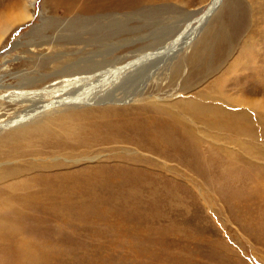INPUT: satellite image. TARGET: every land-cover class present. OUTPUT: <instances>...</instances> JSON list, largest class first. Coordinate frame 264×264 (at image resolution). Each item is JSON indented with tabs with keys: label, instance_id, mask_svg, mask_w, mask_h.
<instances>
[{
	"label": "rangeland",
	"instance_id": "obj_1",
	"mask_svg": "<svg viewBox=\"0 0 264 264\" xmlns=\"http://www.w3.org/2000/svg\"><path fill=\"white\" fill-rule=\"evenodd\" d=\"M31 1L0 0V12L5 13V17L0 18V28L12 17L26 15L21 21L6 27L0 35L2 110L13 111L19 107L8 97L4 98L7 92L20 87L24 90L29 89L28 86L41 87L43 83L52 81L55 77L50 62L54 59L56 63H53L57 64L65 56H128L126 61L133 60L135 56H159L160 60L153 67L161 69L159 73H165L161 79V90L153 87L157 85L153 77L148 80L149 90L156 93L153 98L156 101H166L170 114L175 113L188 124L187 128L192 130L197 141L193 152L198 150L210 157L218 149L220 152H217L225 157L223 152L230 151L236 166L245 169V162L250 163L253 169L248 171L250 180L240 184L242 196L234 194L237 197L231 198L228 188L217 177L218 170L196 171L183 163L176 167L173 158L159 153L148 154L138 148L135 151L134 147L118 140L97 145L89 153L75 148L76 156L72 157L66 158L64 154L53 151L40 159H25L41 164L38 170H54L52 164H61V171L77 172L105 164H123L125 157L133 159L130 156L139 153H145L141 158H148L149 162L145 163L147 166H138L145 174V179L138 185L117 184L98 188L94 202L97 200L96 209L102 210L99 213L92 214L91 211L84 217L78 208L71 206L66 211L69 216L63 218L60 225L50 212V216L37 217L33 225L40 226L43 234L40 230L34 233L21 231L27 233L25 236L32 241L29 243L30 256L25 250L26 261L15 262L13 251L1 250L4 263L0 264H264V96L257 90L252 91L259 99L258 105L237 101L229 107L230 103L222 102L228 98L221 100L217 95L220 101L211 98L203 102L224 106L229 112L246 113L251 128L239 135L225 132L231 141L220 137V131L205 120L199 121L185 109L183 113L171 105L173 99L185 98L189 93L195 95L203 89L214 92L213 88L206 86V81L194 83L189 93L180 87L182 79L187 76V57L196 56L195 51L201 50L199 46L207 47L206 38L196 48H193L194 44L202 41L213 21L216 26L225 21L227 0H217L212 7H208L210 0ZM244 17L246 21L250 14L245 12ZM113 19L127 31L119 34V41L109 39L108 25ZM249 29L248 23L242 24L234 35L242 38ZM240 49L241 44H238L230 53L221 51L220 55L215 54L218 56L216 63L222 65L217 70L230 68L238 72L244 66L249 68L248 58L251 57L239 55ZM263 57L260 56L261 59ZM181 60H184L182 74L173 79L172 67ZM169 68L171 72L168 74ZM133 69L130 76H125L116 85L115 91L132 90L138 82L150 77L146 69L143 78L141 74L135 75L141 67ZM139 76L141 78L137 82ZM166 82L170 85H165ZM140 97L136 96L134 100L141 104L144 97ZM239 97L244 96L233 92L229 100ZM129 102L133 104L129 99L116 102V98L109 96L99 100L98 104L123 105ZM184 151L181 162L194 156ZM5 194L0 196V200ZM91 205L85 203L87 209L93 208L94 204ZM25 222L28 225L33 220ZM7 239L10 238L0 241L1 247Z\"/></svg>",
	"mask_w": 264,
	"mask_h": 264
},
{
	"label": "bare ground",
	"instance_id": "obj_2",
	"mask_svg": "<svg viewBox=\"0 0 264 264\" xmlns=\"http://www.w3.org/2000/svg\"><path fill=\"white\" fill-rule=\"evenodd\" d=\"M215 1L217 0H210L208 7H212ZM226 8L225 21H220L217 26L213 21L202 36V41L199 40L194 44L193 48H196L206 38L207 47L199 46L202 51L196 50V56L187 57V76L182 79L180 87L181 90L185 89L186 93H189V88L194 83L206 81L208 82L206 86L213 88L214 92L203 89L195 95L189 93L186 96L184 93L185 98L173 99L171 105L183 113L185 109L199 121L205 120L214 126L215 130L220 131V137L231 141L225 132L236 135L251 128V124L247 123L249 119L246 113L229 112L224 106L203 102L211 98L220 101L219 99L223 100V97H226L228 101L222 102L230 103L229 107L237 101L249 104L254 102L258 105L259 99L255 97V93L252 94V91L257 90L264 96V57L263 60L260 58L264 56V0H227ZM245 12L250 14L246 21ZM4 15L5 13L0 12V18L5 17ZM18 15L0 28V35L6 27L26 17V15ZM247 23L250 25L248 33L242 38L236 37L234 32L238 31L242 24ZM108 26L109 39H118L119 34L127 32L123 30L124 26L115 24V19ZM119 40L121 39L117 41ZM238 44H241L238 54L251 57L248 58L249 68L244 66L238 72H233L234 70L230 68L225 71L217 70L222 65L216 63L218 56L215 54L220 55L221 51L230 53ZM127 58L128 56H65L58 60L57 64L54 59L55 63L50 62L52 75L55 77L52 81L43 83L41 87L27 85L29 89L24 90L20 87L5 94V99L8 97V100L13 101L14 105L18 104L19 107L13 111L0 108V163L2 161L0 196L6 193L2 197L3 200H0V241L5 237L10 238L2 247L0 246V251H13L12 259L15 262H25L23 251L30 250L29 243L32 241L28 240V236H25L27 233L24 232L38 230L42 232L40 226L33 225L37 217L50 216V212L60 225L62 219L69 216L66 211L71 206L78 208L84 217L91 211L92 214L99 213L98 211L102 210L96 209L97 200L94 202L98 188L117 186V184L138 185L145 179V174L138 166H147L145 163L149 162L148 158H141L145 153H139L128 155L133 159L125 157L123 164H105L77 172L61 171V164H52L54 170L41 168L38 170L41 164L26 161L29 158L40 159L53 151L64 154L65 157H72L76 156L73 152L75 148L83 153H89L97 145L118 140L134 147L135 151L138 148L148 154L159 153L173 158L176 160V163H173L176 167L183 163L196 171L218 170L217 177L223 182L224 187L228 188L231 198L237 197L234 194L242 196L240 184L251 178V173L248 171L250 172L253 167L250 168V163L244 162L245 169L236 166L232 161V155L229 154L230 151L223 152L226 154L225 157L218 149H215L216 152L210 157L201 154L198 150L193 152L196 146L194 143L197 141L192 130L187 128L188 124L175 113L170 114L168 111L170 109H166V101H156L153 99L156 93L149 90L148 80L151 77L157 84L153 87L156 86L158 90L161 88L162 75L165 73H159L161 69L153 67L160 57L135 56L133 60L126 61ZM183 61H178L174 68L172 67V72L170 68L167 70L168 74L172 73L173 79L182 74ZM135 67H141L135 75L141 74L143 78L146 69L150 77L143 79L141 83L138 82L141 77L136 78L138 84L135 88H131L132 90L115 91L116 85L120 84L125 76H130ZM168 80L172 82L170 77ZM170 82H166L165 85H170ZM233 92L240 93L244 97L229 100ZM144 94L148 95L144 96ZM109 96L116 98V102L129 99L133 104L130 102L123 105L98 104L99 100ZM136 96L144 97L141 104L137 102L139 100H134ZM183 150L196 157L192 156L186 162L179 161L184 157ZM20 159L22 161H19ZM7 184L9 185L6 186ZM85 203L94 204L93 208L87 209ZM31 219L33 220L31 224L24 223L25 220ZM36 246L40 247L37 243ZM0 263H4L2 255H0Z\"/></svg>",
	"mask_w": 264,
	"mask_h": 264
}]
</instances>
